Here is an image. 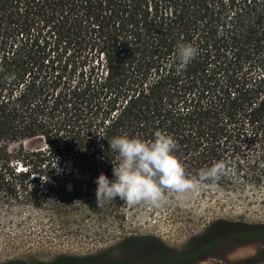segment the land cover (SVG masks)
I'll list each match as a JSON object with an SVG mask.
<instances>
[{
	"label": "trees",
	"instance_id": "1",
	"mask_svg": "<svg viewBox=\"0 0 264 264\" xmlns=\"http://www.w3.org/2000/svg\"><path fill=\"white\" fill-rule=\"evenodd\" d=\"M178 42L198 50L179 72ZM157 130L174 139L189 177L219 167L201 185L264 184V0H0L1 198L96 200L95 178L112 177L108 141ZM57 161L70 188L47 172L45 188L27 189ZM253 239L264 242V225L217 221L187 251L149 237L137 239L147 260L75 264H191Z\"/></svg>",
	"mask_w": 264,
	"mask_h": 264
},
{
	"label": "rangeland",
	"instance_id": "2",
	"mask_svg": "<svg viewBox=\"0 0 264 264\" xmlns=\"http://www.w3.org/2000/svg\"><path fill=\"white\" fill-rule=\"evenodd\" d=\"M55 165L49 164L42 175L32 174L27 189L45 188L47 172L56 176L55 188L69 186L61 175L64 164L57 163L59 173ZM21 195L8 202L0 197V264H75L102 257L144 261L146 247L137 239L151 237L164 248L187 251L189 242L207 235L217 221L264 225V184L237 189L200 185L195 195L185 196L168 192L157 209L144 202L122 203V209L114 201L98 206L96 200L84 195L54 206L51 201L30 203ZM127 239L134 242L123 245ZM200 257L193 258L191 264L264 261V242L230 241Z\"/></svg>",
	"mask_w": 264,
	"mask_h": 264
},
{
	"label": "clouds",
	"instance_id": "3",
	"mask_svg": "<svg viewBox=\"0 0 264 264\" xmlns=\"http://www.w3.org/2000/svg\"><path fill=\"white\" fill-rule=\"evenodd\" d=\"M197 52L193 44L178 42L174 51L177 71L186 68L196 58ZM108 145L116 155L111 162L112 177L101 173L94 180L98 206L119 197L130 205L144 202L157 209L165 203L168 192L180 196L195 195L201 184H211L219 176V167L216 165L199 170L195 177L186 175L183 165L174 154V139L159 130L154 132L150 140L127 133L113 136ZM57 163L54 168L59 173Z\"/></svg>",
	"mask_w": 264,
	"mask_h": 264
}]
</instances>
